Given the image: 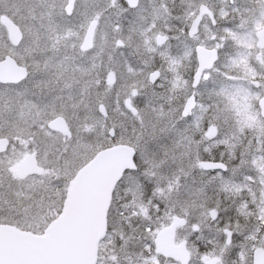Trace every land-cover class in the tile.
Masks as SVG:
<instances>
[{
	"label": "snow or ice",
	"instance_id": "snow-or-ice-1",
	"mask_svg": "<svg viewBox=\"0 0 264 264\" xmlns=\"http://www.w3.org/2000/svg\"><path fill=\"white\" fill-rule=\"evenodd\" d=\"M0 264H264V0H0Z\"/></svg>",
	"mask_w": 264,
	"mask_h": 264
}]
</instances>
